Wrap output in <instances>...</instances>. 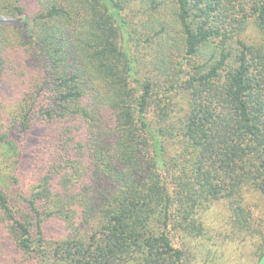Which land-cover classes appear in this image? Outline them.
<instances>
[{"label":"trees","instance_id":"1","mask_svg":"<svg viewBox=\"0 0 264 264\" xmlns=\"http://www.w3.org/2000/svg\"><path fill=\"white\" fill-rule=\"evenodd\" d=\"M0 96L11 264L264 258V0H0Z\"/></svg>","mask_w":264,"mask_h":264},{"label":"rangeland","instance_id":"2","mask_svg":"<svg viewBox=\"0 0 264 264\" xmlns=\"http://www.w3.org/2000/svg\"><path fill=\"white\" fill-rule=\"evenodd\" d=\"M7 72V71H6ZM7 73H5L6 77ZM12 78L7 76L4 78L3 83L7 84ZM8 88L6 87L5 90ZM0 96V101L1 100ZM29 170H26L28 172ZM257 204H261L256 201ZM263 208V206H262ZM262 208L256 211V214H261ZM222 211L218 209H212L210 217L214 222L209 223V227L214 230H209L203 237L192 239L184 238L177 239L175 245L179 248L186 249L189 253V261L187 264H264V258L256 263L253 257L254 246L247 240L238 241H224L223 234H219V227L222 222L219 220ZM10 246L8 243L2 242L0 239V264L10 263Z\"/></svg>","mask_w":264,"mask_h":264}]
</instances>
